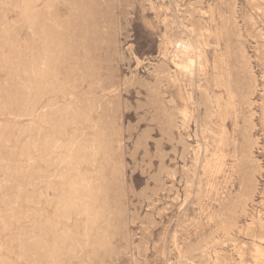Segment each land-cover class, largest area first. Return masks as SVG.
Segmentation results:
<instances>
[{"label":"rangeland","instance_id":"rangeland-1","mask_svg":"<svg viewBox=\"0 0 264 264\" xmlns=\"http://www.w3.org/2000/svg\"><path fill=\"white\" fill-rule=\"evenodd\" d=\"M263 108L264 0H0V264H254Z\"/></svg>","mask_w":264,"mask_h":264},{"label":"bare ground","instance_id":"bare-ground-1","mask_svg":"<svg viewBox=\"0 0 264 264\" xmlns=\"http://www.w3.org/2000/svg\"><path fill=\"white\" fill-rule=\"evenodd\" d=\"M176 52H177L178 60L181 63V65L179 66L180 70L189 71L193 67H195V65H196L195 57H193V55L190 54L189 46L180 42V44H178L176 46ZM174 55H175V53H174ZM183 75H184V73H183ZM256 84L257 83L255 82V85ZM238 87H239V85H238ZM240 89H242V88H240ZM237 90H239V89H237ZM248 91H250V90H248ZM254 92H255V90H254ZM195 94H196V92H195ZM234 101H235V92L233 95V93H231L228 90H224V93L220 94L215 99V105H216V108L218 110L217 114L219 116V122H220V134L213 138V143L216 145L215 150H217L215 152H217V153L223 154L225 147L227 146L229 141L232 139L230 133L227 131V126L225 123H226V121H228L230 119L235 120L237 117V115H236L237 114L236 103ZM251 103H253V102H251ZM248 108H250L249 105H248ZM250 117H252V116H250ZM262 120L264 123V108H263V112H262ZM254 144L255 143L252 142V140L250 138L246 139L245 141H243L241 143L240 156L242 157L243 161L248 162V163H254L253 162L254 160L252 158V155H253L252 149H253ZM256 172H257L256 169H254V170H251L250 172H248L246 174L245 179L243 180V184L240 188V191L236 195L235 201L233 203H231L230 205L226 206L225 211H224V216H223L224 222H225L223 228L225 231H227V232L231 231L232 226L228 222L232 221V214L234 213L235 209L240 208L241 210H243L244 207L246 206L247 202H250L252 200L253 195L257 189V182L258 181H257L256 176H255ZM257 239H258L259 243H252V250H251V252L253 254L254 264H264V233H261L260 236L257 237Z\"/></svg>","mask_w":264,"mask_h":264}]
</instances>
